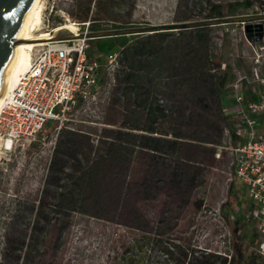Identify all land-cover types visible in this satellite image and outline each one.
<instances>
[{
	"label": "rangeland",
	"instance_id": "1",
	"mask_svg": "<svg viewBox=\"0 0 264 264\" xmlns=\"http://www.w3.org/2000/svg\"><path fill=\"white\" fill-rule=\"evenodd\" d=\"M255 14L264 0H43L33 32L93 19L108 30ZM245 35L246 24L233 22L201 34L90 39L88 55L100 79L108 75L95 98L62 124L49 120L35 139L8 146L0 135V264H170L167 251L177 264H233L237 215L249 224L245 252L256 255L253 201L235 175L244 137L230 97L251 66ZM172 129L181 133L177 151L163 141ZM87 154L90 174L77 179Z\"/></svg>",
	"mask_w": 264,
	"mask_h": 264
},
{
	"label": "built area",
	"instance_id": "2",
	"mask_svg": "<svg viewBox=\"0 0 264 264\" xmlns=\"http://www.w3.org/2000/svg\"><path fill=\"white\" fill-rule=\"evenodd\" d=\"M245 25V23H244ZM90 22L78 27L87 33ZM251 59L249 74L239 72L231 83L230 97L235 101L238 117L235 133L244 137L235 147V175L245 186L253 201L247 219L257 226L256 255L264 264V127L257 126V115L264 119V34L260 41L251 42L245 35ZM86 37L49 41L31 50L29 70L9 92L0 117V135L13 142L35 139L49 120L62 124L69 112L89 102L107 82L101 64L88 55ZM118 53L108 55V67ZM250 76V77H249ZM253 84L246 91L245 85ZM264 125V124H263Z\"/></svg>",
	"mask_w": 264,
	"mask_h": 264
},
{
	"label": "water",
	"instance_id": "3",
	"mask_svg": "<svg viewBox=\"0 0 264 264\" xmlns=\"http://www.w3.org/2000/svg\"><path fill=\"white\" fill-rule=\"evenodd\" d=\"M31 0H0V97L3 83L9 76L15 57V43L19 26ZM246 24V37L251 42L260 43L264 34V14L240 15L224 18H211L201 21L174 22L169 24L126 27L108 30L89 31L75 34L67 29H59L47 37V41L70 40L86 37L88 39L137 33H151L163 30H186L225 23Z\"/></svg>",
	"mask_w": 264,
	"mask_h": 264
},
{
	"label": "bare ground",
	"instance_id": "4",
	"mask_svg": "<svg viewBox=\"0 0 264 264\" xmlns=\"http://www.w3.org/2000/svg\"><path fill=\"white\" fill-rule=\"evenodd\" d=\"M43 0H31L25 12V15L19 26L18 34L16 36L17 42L15 43V57L12 61L9 76L5 80L1 90L0 97V117L3 106L9 92L19 83L20 79L27 73L31 63V50L34 47L41 46L46 42L47 37L51 36L50 32H42L36 35L33 31L36 30L41 15V4ZM67 29L75 34L78 33V27L74 22L66 23L53 30ZM13 141L8 138L7 145L11 146Z\"/></svg>",
	"mask_w": 264,
	"mask_h": 264
},
{
	"label": "trees",
	"instance_id": "5",
	"mask_svg": "<svg viewBox=\"0 0 264 264\" xmlns=\"http://www.w3.org/2000/svg\"><path fill=\"white\" fill-rule=\"evenodd\" d=\"M239 3H233L230 4L232 6H237ZM243 5L248 6L249 3L248 2H243ZM89 29L92 31H96V30H100L101 29V24L100 21L98 19H93L90 20V26ZM205 27H198V28H192V29H186V30H179L180 33H185V32H198L199 34H201L204 31ZM201 37V35H200ZM201 39V38H200ZM90 57V56H89ZM91 58V57H90ZM171 134L172 137H164L163 141L165 144H167L168 146L171 147V149H173L174 151L178 150L179 147V137L181 136L180 131H176L174 129L171 130ZM75 158V157H74ZM84 160L87 162L86 165L87 167L84 168V170L81 172L80 176H76V178L81 180L83 178H86L89 174H90V166H89V162H90V155L87 154L86 156H84ZM80 164V161L78 158H76L75 160L73 159L72 161V165H77ZM60 170H62V166H59ZM81 187L78 189L79 192L83 193V183L80 184ZM73 189H75V187H72ZM81 190V191H80ZM237 187H235V185H233L230 189V193L233 195L238 196L237 194ZM239 200V197H237V202ZM224 211V215L228 218H230V213L233 212V209L229 208V205H224L223 208ZM233 234H234V242H233V246H234V250L237 254V260H235L234 263L236 264H261L258 260V256L257 255H252V253H249L247 255V253L245 252V250H247V245L249 244L250 241V235H249V224L248 222L244 219V217L242 215H237L235 217L234 220V227H233ZM171 248H174L173 246ZM137 249V248H136ZM173 252L171 251H167V259L170 262V264H177L176 262V258L172 255ZM172 262V263H171ZM183 263V262H182ZM233 263V264H234ZM126 264H135V259L131 258L128 259V261L126 262ZM189 264V263H188Z\"/></svg>",
	"mask_w": 264,
	"mask_h": 264
}]
</instances>
